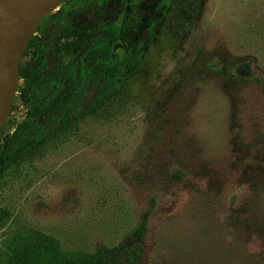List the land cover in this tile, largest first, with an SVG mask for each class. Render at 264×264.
<instances>
[{"label":"rangeland","instance_id":"rangeland-1","mask_svg":"<svg viewBox=\"0 0 264 264\" xmlns=\"http://www.w3.org/2000/svg\"><path fill=\"white\" fill-rule=\"evenodd\" d=\"M74 1L61 0L33 27L19 61L27 80L18 75L0 149L14 134L45 137L63 106L76 116L106 95L95 72L103 54L130 61L144 36L149 44L141 71L100 110L0 176L8 212L0 252L30 230L64 251L91 250L122 239L147 212L142 264H225L241 211L264 207V179L252 182L264 159V0H132L138 29L129 46L116 32L120 0L101 16ZM70 9L72 25L91 24L76 39L63 38L58 20ZM43 57L47 68L34 76ZM86 64L93 70L79 82ZM260 216L248 215L250 251L263 248Z\"/></svg>","mask_w":264,"mask_h":264},{"label":"trees","instance_id":"trees-1","mask_svg":"<svg viewBox=\"0 0 264 264\" xmlns=\"http://www.w3.org/2000/svg\"><path fill=\"white\" fill-rule=\"evenodd\" d=\"M77 1L79 5L90 7L97 16L103 15V10L108 2V0H75L73 3ZM122 1L125 6L121 10V14L117 16L116 32L122 44L124 46H129L135 41L136 31L138 29L136 25L137 18L131 11L130 2L132 0ZM173 2H175V0L171 1V3ZM71 9L62 10L58 19H61L63 25L65 24L66 31L63 33L64 39L69 37L76 39V37H79L91 27L90 23L72 25L70 23ZM261 27L264 30V18L261 20ZM64 43L68 45L69 41L66 40ZM148 44L149 36L147 35L140 41L139 49L130 61L119 60L115 54L109 56L103 54L100 57L95 72L99 78H103L105 81L103 91L106 95L98 98L96 97L91 105L83 110L81 114H77L76 116L71 114V104H68L63 106L56 118V126H54L45 137L35 134L27 135L19 139L16 137V134L12 135L0 149V176L12 164L17 163L30 152L41 148L46 140L57 139L72 129L74 123L78 119L92 115L100 110L116 88L123 85L132 75L141 71L140 59ZM46 68L47 59L43 57L34 76L37 74L43 75ZM242 69L244 73H248L250 70L249 64H245ZM92 70L93 67L86 64L84 70L78 72L79 82H84L88 78L86 73L89 71L92 72ZM19 74L27 80V76L25 71L21 68V65H19ZM70 97H74V93H71ZM28 102L35 107L36 104L33 98H28ZM262 106L264 109V98ZM25 123H27L26 120L20 127L25 125ZM20 127L17 128L18 132ZM257 165V170H259L257 172L259 173L254 175L252 182H258L264 179V159L258 162ZM174 177L180 179L182 176L174 172ZM248 183H250V180H248ZM259 196L261 198V193H259ZM235 197L236 195L234 194L231 197L232 200H234ZM257 205L258 202L256 206ZM256 206L255 210H252L248 206V208L241 211L242 221L239 224V226H241L240 234L238 233L239 236H227L223 252L225 264H264V241L262 250L258 252L250 251L247 246V243L250 241V236L246 235L252 230L254 224L250 223L248 215H250V213L261 215L260 218L256 220L258 222L261 221L262 227L264 226V207L262 201L260 202V206ZM7 214V210L0 208V220ZM148 215L147 212L143 213L137 227L127 233L119 241L111 244H98L95 248L87 251H64L61 249L59 241L53 236L40 233L36 230H30L20 236L14 237L9 248L3 252V254L0 252V264H142L145 255L143 241L148 229ZM217 262L218 259L213 261L214 264Z\"/></svg>","mask_w":264,"mask_h":264},{"label":"water","instance_id":"water-1","mask_svg":"<svg viewBox=\"0 0 264 264\" xmlns=\"http://www.w3.org/2000/svg\"><path fill=\"white\" fill-rule=\"evenodd\" d=\"M44 1H52L55 6L59 4L61 0H0V32L6 23H11L12 32L6 39L4 46L8 69L11 74L6 81L7 94L4 103L0 107V127L5 119V116L10 108L11 100L15 92L16 83L19 75V61L25 43L31 34L27 32L29 26L34 27L37 22H31L28 11L33 6L42 3ZM44 16V15H43ZM42 16V17H43ZM117 44H114L115 49Z\"/></svg>","mask_w":264,"mask_h":264},{"label":"bare ground","instance_id":"bare-ground-1","mask_svg":"<svg viewBox=\"0 0 264 264\" xmlns=\"http://www.w3.org/2000/svg\"><path fill=\"white\" fill-rule=\"evenodd\" d=\"M56 6L54 5V3L52 1H44L42 3H39L35 6H33L32 8L29 9L28 11V16L31 20V22H37L38 20H40L42 18L43 15L47 14L48 12L52 11ZM41 21V20H40ZM33 29L32 26H29L27 28V32H30ZM12 32V25L11 23H6L1 32H0V53H2V55L0 54V59H4V66H3V70L0 71V78H1V82H0V107L1 105L4 103L5 101V96L7 94V84L6 81L8 79V76L11 74V71L8 69V66H6L7 64V57H6V52L3 50V46L6 45L5 41L6 39H8L9 35ZM1 64V63H0ZM2 68V67H1Z\"/></svg>","mask_w":264,"mask_h":264},{"label":"flooded vegetation","instance_id":"flooded-vegetation-1","mask_svg":"<svg viewBox=\"0 0 264 264\" xmlns=\"http://www.w3.org/2000/svg\"><path fill=\"white\" fill-rule=\"evenodd\" d=\"M110 1H111V0H108L107 4L105 5V8H104L103 12L105 11V9H106L107 5L110 3ZM170 1H171V0H170ZM120 3H122V7H121V9H119V11H118V13H117L118 15L121 14V10H122V9L124 8V6H125L122 0H120ZM89 9H91V8L89 7ZM91 10H92V9H91ZM92 11H93V10H92ZM93 13H94V12H93ZM132 13H133V12H132ZM118 15H117V16H118ZM117 45L121 46L120 44H117ZM113 46H114V45H113Z\"/></svg>","mask_w":264,"mask_h":264}]
</instances>
